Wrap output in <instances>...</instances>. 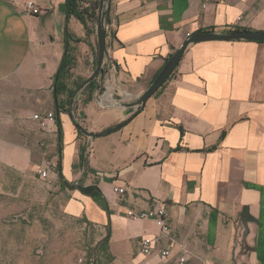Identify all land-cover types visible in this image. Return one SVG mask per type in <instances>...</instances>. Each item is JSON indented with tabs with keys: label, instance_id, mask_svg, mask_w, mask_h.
Segmentation results:
<instances>
[{
	"label": "crops",
	"instance_id": "obj_1",
	"mask_svg": "<svg viewBox=\"0 0 264 264\" xmlns=\"http://www.w3.org/2000/svg\"><path fill=\"white\" fill-rule=\"evenodd\" d=\"M27 1L0 0V150H8L0 161L16 170L37 165L30 151L5 137L8 117L27 116L14 104L28 95H40L36 104L49 97L56 118L53 89L67 31L83 39L69 43L75 49L72 79L88 78L97 57L91 22L84 30L74 17L67 21L66 0H31L41 11L37 16L24 10ZM109 1L105 28L112 27V35L106 33L103 67L132 99L148 89L188 35L264 32V0ZM103 103L93 97L73 111L95 135L123 122L121 109ZM59 118L61 143L54 121L47 123L48 138L57 137L61 169L57 165L49 178L60 173L63 181L99 190L101 197L61 189L68 196L65 215L109 234L100 264H181L182 255L183 264H264V42L188 45L163 87L114 133L79 136L69 112ZM115 187L125 193H114ZM161 206L166 234L153 220L125 216L126 209ZM144 238L153 241L147 255ZM165 249L171 254L162 257Z\"/></svg>",
	"mask_w": 264,
	"mask_h": 264
},
{
	"label": "rangeland",
	"instance_id": "obj_2",
	"mask_svg": "<svg viewBox=\"0 0 264 264\" xmlns=\"http://www.w3.org/2000/svg\"><path fill=\"white\" fill-rule=\"evenodd\" d=\"M98 9L95 20L91 22L95 36ZM109 9L105 5L102 10L105 25ZM105 31L111 37L112 27L105 28ZM95 58L92 59L88 78L96 71ZM108 74H104L101 90L128 94ZM88 78L72 79L70 73L67 80V84L77 92V101L72 107L74 112L78 105L88 99L87 87L80 89ZM92 80L98 87L99 77ZM27 98L14 104V108L17 107L19 111L26 110L27 116L8 117L7 125L11 124V133L5 137L12 145L30 151L31 160L37 167L16 170L10 164L0 161V264H91L93 258L95 261H99L100 257L105 259V252L96 254L97 251H94L97 242L103 237L101 229L84 218L74 219L65 215L63 206L68 196L60 189L59 178L57 175L49 178L48 174L47 179H43L39 174L48 163L54 164L51 172L57 170V137L50 140L46 135L47 125L42 126L34 120L35 115L51 113L52 104L49 97L44 104L35 103V100L41 99L40 95H28ZM64 99L67 100L66 97ZM78 119H81L80 116ZM1 136L3 134L0 133ZM7 152L0 150V156L5 158Z\"/></svg>",
	"mask_w": 264,
	"mask_h": 264
},
{
	"label": "water",
	"instance_id": "obj_3",
	"mask_svg": "<svg viewBox=\"0 0 264 264\" xmlns=\"http://www.w3.org/2000/svg\"><path fill=\"white\" fill-rule=\"evenodd\" d=\"M109 0H100L99 1V9H98V25H96V47H97V57L95 58V65H96V71L94 74H92L84 83V85L80 88L83 89L90 81H92L93 78L99 77L100 84L96 89L94 90L95 96L94 101L96 103L98 102H105L110 107H115L117 109H121V118L123 119V122L112 128L111 130L105 131L101 134H93L91 132H88L83 126L80 125L79 120L77 117L74 116L72 107L75 103V97L77 92H74V96L72 97V100L70 101V108L68 110L70 118L74 121V126L77 128L79 132H81L83 135L87 137H96V136H102L104 134H111L119 130L121 127L126 125L134 116L136 112H138L140 109H142L147 101L157 92L160 90L163 85L167 82L169 77L172 75L174 69H176L179 61L182 59L183 54L190 44H197L200 42L205 41H257V42H264V32H257V31H241V30H235L230 31L227 33H212V32H196L194 34H190L187 38V40L181 45V47L175 51L169 60L166 61L164 64L161 72L156 75L150 86L146 91L143 92L137 99H132L129 94L123 93V95H120L118 93L111 92L108 97H105L107 95L106 90H101V84L104 82V74L107 70H105L104 61L105 58L108 57L107 53V47H106V31H105V22L104 18L102 17V10L108 6ZM66 19L68 21V14H66ZM67 48V42L65 41V52ZM79 89V90H80ZM131 100V101H130ZM115 103V104H112ZM112 104V105H111ZM103 107V105H101ZM60 175V173H59ZM106 203V202H105ZM105 205V210L107 217L110 218L109 211L107 209V205ZM107 236H103L96 244V247L94 251L96 252L98 250V247L104 242L105 239H107ZM92 264H96L95 259H92Z\"/></svg>",
	"mask_w": 264,
	"mask_h": 264
},
{
	"label": "trees",
	"instance_id": "obj_4",
	"mask_svg": "<svg viewBox=\"0 0 264 264\" xmlns=\"http://www.w3.org/2000/svg\"><path fill=\"white\" fill-rule=\"evenodd\" d=\"M98 7H99L98 0H66V11L68 13V18L74 17L77 21L80 22L84 30L88 29L87 25L89 22H92L93 20H95L96 11ZM66 40H67L66 41L67 48H66L65 57H63L59 70L55 75V83H54V89H53V94L55 96V101H56L55 108H56V113L58 114L55 118L54 123L57 127V132L59 136L58 140L60 141V143H61V138H62V131H61V125H60L61 120L59 118V113L61 114L68 113L67 107L70 104L69 100L73 97V94L75 91L74 89H69L68 84H67V80L70 78L71 70L75 65V58H74L75 49L72 48L69 43L70 42L80 43L83 41V39H80L79 37H75L69 31H67ZM86 87L88 89L87 91L89 93V96H88V99L85 101V104L92 101L93 91L96 89L97 85L92 80L86 85ZM60 96L61 97L66 96L67 100H61ZM111 129L112 128L110 129L108 128L105 131H108ZM78 134L79 136H82V134L79 131H78ZM60 154H61V151H60ZM82 154H83V149H81V153L79 154L80 165H84V162H85ZM57 165L59 166V171H60L61 169H60L59 163ZM58 177H59L60 189H68V190L77 189L79 192H81L84 195H91L92 197L100 196V192L95 186L84 187L81 182L78 184L69 183V182L63 181V178L61 175H59ZM104 203H103V206L105 208ZM106 245H107V239H105L104 242L98 247L96 254L100 252H106ZM106 260L108 263L112 259L110 256H107ZM96 264H100V262L96 261Z\"/></svg>",
	"mask_w": 264,
	"mask_h": 264
},
{
	"label": "built area",
	"instance_id": "obj_5",
	"mask_svg": "<svg viewBox=\"0 0 264 264\" xmlns=\"http://www.w3.org/2000/svg\"><path fill=\"white\" fill-rule=\"evenodd\" d=\"M24 10L30 14L31 16H37L41 13L40 9L38 8V6L30 1H27L25 3V7ZM189 36V35H188ZM100 105H103V101L102 102H98ZM106 104V103H105ZM104 106V105H103ZM34 120H36V122L41 123L42 126H46L48 122H52L55 120V115L53 112L48 113L44 116H40V115H35L34 116ZM53 163H48L45 167V169H42L39 171L40 176L43 179H47L48 174L51 172V169L53 168ZM113 192L116 194H124L125 191L123 189V187H115L113 188ZM125 216L129 219H131V221H146V220H153V222L155 223V225L157 226V228L163 233L166 234L169 232V226L167 224V213L164 207H158L157 209L155 208H151V209H147V210H143V211H137L134 209H126L125 211ZM153 241L149 238H144L141 240L140 245L142 248V252L143 254L147 255L149 253H151V250L153 248L152 246ZM181 251L184 252V254H187L186 249L181 246ZM170 250L165 249L161 251V256L162 257H167L169 256ZM179 263L183 264L185 263V258L182 255L179 258Z\"/></svg>",
	"mask_w": 264,
	"mask_h": 264
},
{
	"label": "bare ground",
	"instance_id": "obj_6",
	"mask_svg": "<svg viewBox=\"0 0 264 264\" xmlns=\"http://www.w3.org/2000/svg\"><path fill=\"white\" fill-rule=\"evenodd\" d=\"M110 94V92H108V95Z\"/></svg>",
	"mask_w": 264,
	"mask_h": 264
}]
</instances>
